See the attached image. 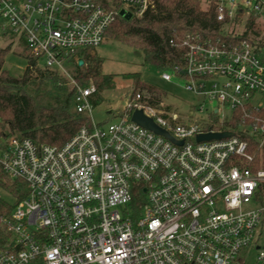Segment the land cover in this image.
Wrapping results in <instances>:
<instances>
[{
	"label": "built area",
	"instance_id": "built-area-1",
	"mask_svg": "<svg viewBox=\"0 0 264 264\" xmlns=\"http://www.w3.org/2000/svg\"><path fill=\"white\" fill-rule=\"evenodd\" d=\"M118 2L107 9L94 0H0L1 30L24 38L38 65L75 87L77 111L91 120L61 147L13 136L0 151L2 170L28 186L7 222L13 239L0 264H245L242 252L264 216V207L245 210L264 184L248 137L263 148L264 118L223 126L236 113H264L263 41L186 36L183 66L162 79L184 80L198 100L190 115L207 112V122H187L137 92L115 123L100 126L92 117L96 87H81L66 65L104 44L123 11L142 17L153 7ZM217 15L226 26L250 17L264 23V0H219ZM137 111L175 142L133 122ZM222 132L233 136L197 141Z\"/></svg>",
	"mask_w": 264,
	"mask_h": 264
},
{
	"label": "trees",
	"instance_id": "trees-1",
	"mask_svg": "<svg viewBox=\"0 0 264 264\" xmlns=\"http://www.w3.org/2000/svg\"><path fill=\"white\" fill-rule=\"evenodd\" d=\"M104 8H120L118 0H94ZM153 7L142 17L133 16L130 20L117 18L106 33L131 46L135 54L146 64L156 67L160 72H173L182 67L186 48V36H199L201 39L238 42L245 39H262L264 35L254 20L248 23V29L242 35L228 36L226 23L218 21L217 2L209 0L208 9L202 7V0H152ZM1 29V24H0ZM252 32V33H251ZM264 34V33H263ZM8 35V34H7ZM21 40L27 51V67L22 76H14L5 70L8 49L0 48V151L12 136L27 138L38 145L48 144L61 147L70 141L84 126L90 125L87 113H79L76 108V88L56 71L44 69L37 64L29 52L22 37L9 34ZM4 35L0 32V40ZM261 36L263 38H261ZM80 60L69 63L71 75L77 83L87 88L96 87L91 98L92 105L101 101V92L114 86V76L103 73L104 60L90 50L79 53ZM80 61L83 62L80 65ZM73 70V72H72ZM126 78L134 79V90L146 91L153 96L152 103L160 105L163 94L153 86L140 82L137 74ZM249 117L236 113L233 121L225 123L223 128L234 127L241 122H253L255 118H264L263 112L248 111ZM236 130V129H232ZM251 151L256 152L255 169L264 171V146L256 150V138L249 136ZM0 188L6 191L13 202L0 198V252L7 250L12 243V234L7 222L15 206L28 195V186L22 180L11 179L0 167ZM256 201L264 206V184L261 185Z\"/></svg>",
	"mask_w": 264,
	"mask_h": 264
},
{
	"label": "rangeland",
	"instance_id": "rangeland-1",
	"mask_svg": "<svg viewBox=\"0 0 264 264\" xmlns=\"http://www.w3.org/2000/svg\"><path fill=\"white\" fill-rule=\"evenodd\" d=\"M209 6V0H202V7L204 9H208ZM251 19V17L239 19L234 25L226 26L225 29L228 32H232L234 35H240V33L247 31V26ZM252 20H254L256 26L260 27L263 36L264 23L254 18ZM0 32L4 35L0 40V48L9 50L5 60V70L9 71L14 76H22L27 67L26 57L28 53L22 45L21 40L9 35V32H5L1 29ZM262 36L261 38H263ZM90 51L104 60L103 73L115 77L114 86L104 89L101 92V101L97 105H93L92 117L96 124L108 126L115 123L125 109L130 97L134 93L141 92L139 90H134V79L126 78L128 75L135 74L138 75L140 82L155 87L163 94L162 102L159 105L160 107L163 105V107L170 109L172 113L177 114L181 119L187 122L208 121L207 112L203 114L197 113L194 116L190 115L193 107L198 103V100L185 89L184 80L174 79L172 82L164 81L162 79L163 72H160L156 67L150 64H146L141 57L135 54L131 46L114 41L113 38H107L104 44ZM66 66L68 69L70 68L69 64ZM141 93L149 95L146 91ZM151 97L153 98V96ZM214 107H218V105L214 104ZM223 111L228 115L230 114L228 111L222 110V112ZM0 198L7 202H13V198L1 188ZM262 207L264 206L260 202L253 200L245 207V210H257ZM260 251H264V216L258 228L255 244L242 252L241 258L244 260L245 264H264V261L258 259Z\"/></svg>",
	"mask_w": 264,
	"mask_h": 264
},
{
	"label": "water",
	"instance_id": "water-1",
	"mask_svg": "<svg viewBox=\"0 0 264 264\" xmlns=\"http://www.w3.org/2000/svg\"><path fill=\"white\" fill-rule=\"evenodd\" d=\"M122 15H124V18L126 20H130L132 18L130 13L125 14L124 11L122 12ZM82 64H83V62L80 61V65H82ZM132 120H133V122L140 125L141 127L145 128L149 131H152L158 135L164 136L167 139L175 142L174 139L169 135V133H167L165 130H163L162 128L157 126L155 124V122L152 119L146 117L142 111L135 112L132 116ZM231 136H233V133H231V132L206 133V134L199 135L197 137V141L198 142L218 141V140L229 138Z\"/></svg>",
	"mask_w": 264,
	"mask_h": 264
}]
</instances>
